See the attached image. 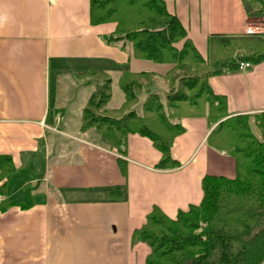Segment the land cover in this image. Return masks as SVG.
Wrapping results in <instances>:
<instances>
[{
    "label": "crops",
    "instance_id": "1",
    "mask_svg": "<svg viewBox=\"0 0 264 264\" xmlns=\"http://www.w3.org/2000/svg\"><path fill=\"white\" fill-rule=\"evenodd\" d=\"M165 2L204 57L212 37L243 36L250 26L242 0ZM90 7V0H0V156L16 168L0 180V201H27V188L35 201L0 210V264H147L150 246L133 233L154 207L175 219L201 203L206 175L236 176L234 157L209 143L216 124L206 116L179 120L171 169L157 168L162 153L148 137L130 134L121 150L94 128L81 130L96 84L79 73L106 72L108 107L117 109L123 72L164 76L173 67L136 58L131 44L107 43L116 23L92 24ZM209 83L226 96L230 116L264 112V60ZM115 188L121 194L111 197Z\"/></svg>",
    "mask_w": 264,
    "mask_h": 264
},
{
    "label": "trees",
    "instance_id": "2",
    "mask_svg": "<svg viewBox=\"0 0 264 264\" xmlns=\"http://www.w3.org/2000/svg\"><path fill=\"white\" fill-rule=\"evenodd\" d=\"M90 4L92 24L116 23L115 31L104 36L107 43H130L137 58L173 67L164 76L123 72L119 86L125 100L117 109L107 108L112 80L106 72L79 73L78 77L96 78V89L82 111L81 130L94 128L104 143L121 150L130 134L148 137L162 153L157 168L171 169L178 166L171 147L184 131L179 120L206 116L211 126L216 124L209 143L227 150L236 163L234 178L206 175L201 203L175 219L153 208L133 233V241L151 248L147 264H264V112L230 116L226 96L215 93L209 83L213 76L237 71L241 62H262L264 38L217 35L210 40L211 53L204 57L165 0H90ZM243 6L247 15L264 18V0H243ZM156 78L170 85L165 99L151 91ZM144 92L148 97L137 112L133 105ZM252 118L260 137L252 130ZM15 171L11 159L0 156V180ZM5 186L6 182L0 193ZM27 191V201L3 199L0 210L33 205V195ZM116 194H121L119 188L109 192L111 197Z\"/></svg>",
    "mask_w": 264,
    "mask_h": 264
},
{
    "label": "rangeland",
    "instance_id": "3",
    "mask_svg": "<svg viewBox=\"0 0 264 264\" xmlns=\"http://www.w3.org/2000/svg\"><path fill=\"white\" fill-rule=\"evenodd\" d=\"M242 2H243V0H242ZM246 12V11H245ZM247 14V13H246ZM248 17H249V24H250V26H255V27H258L259 29H264V18L263 17H261V16H257V15H247ZM245 37H247V38H264V33L263 34H260V35H252V36H248V35H244ZM254 36V37H253ZM128 44H130V43H128ZM180 45H181V43H180ZM211 52V51H210ZM135 56V55H134ZM136 57V56H135ZM137 58V57H136ZM139 59H142V58H139ZM145 60H147V59H145ZM154 62V61H153ZM170 64V63H169ZM252 65H254V64H252ZM239 71H241V69H238ZM154 73V72H153ZM85 75V74H84ZM81 76V75H80ZM79 79H81L83 82H91V83H93V82H96L95 81V77L94 76H88V75H85V76H82V77H79ZM158 82V83H157ZM160 82V83H159ZM157 85L158 84V89L160 88V90H158V92H159V94L161 95V97H163V99H165V93L169 90V84H167L163 79H161V78H156V80H155V82H154V84L153 85ZM160 84V85H159ZM153 85L151 86V91H154L156 88L155 87H153ZM161 86V87H160ZM162 90V91H161ZM157 92V91H156ZM83 96V95H82ZM148 97V93L147 92H144V93H142V95H140V97H139V100H138V102L137 103H135L134 105H133V108L137 111V112H140V111H142V103L145 101V99ZM71 108H73V109H78L79 108V106H80V101H78V99H77V101L76 100H72V103H71ZM107 108L108 109H113V108H109L108 107V105H107ZM120 108V107H119ZM114 109H116V108H114ZM117 115V114H116ZM58 120V119H57ZM81 120H82V117H81ZM251 125H252V128H253V130H254V133L258 136V137H260V129H258V127H257V124L253 121V118H252V123H251ZM100 136V135H99ZM100 139H101V137H100ZM101 141H102V139H101ZM209 141V140H208ZM103 142V141H102ZM104 143V142H103ZM105 145H108V144H106V143H104ZM108 146H110V145H108ZM111 147V146H110ZM150 252H151V248H150Z\"/></svg>",
    "mask_w": 264,
    "mask_h": 264
},
{
    "label": "built area",
    "instance_id": "4",
    "mask_svg": "<svg viewBox=\"0 0 264 264\" xmlns=\"http://www.w3.org/2000/svg\"><path fill=\"white\" fill-rule=\"evenodd\" d=\"M264 33V29H259L255 26H249L246 29L245 34L246 35H260ZM252 67V64L250 62H241L239 65V69L246 70Z\"/></svg>",
    "mask_w": 264,
    "mask_h": 264
}]
</instances>
